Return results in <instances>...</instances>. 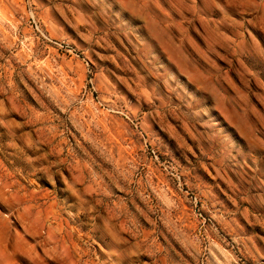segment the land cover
I'll list each match as a JSON object with an SVG mask.
<instances>
[{"label":"rangeland","instance_id":"obj_1","mask_svg":"<svg viewBox=\"0 0 264 264\" xmlns=\"http://www.w3.org/2000/svg\"><path fill=\"white\" fill-rule=\"evenodd\" d=\"M0 264H264V0H0Z\"/></svg>","mask_w":264,"mask_h":264}]
</instances>
